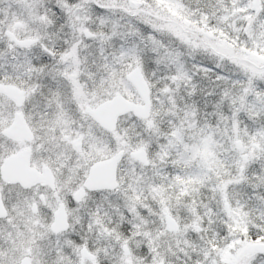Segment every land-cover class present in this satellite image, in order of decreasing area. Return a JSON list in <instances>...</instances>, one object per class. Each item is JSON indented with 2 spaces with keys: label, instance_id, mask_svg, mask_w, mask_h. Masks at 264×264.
Returning a JSON list of instances; mask_svg holds the SVG:
<instances>
[{
  "label": "snow or ice",
  "instance_id": "1",
  "mask_svg": "<svg viewBox=\"0 0 264 264\" xmlns=\"http://www.w3.org/2000/svg\"><path fill=\"white\" fill-rule=\"evenodd\" d=\"M0 264H264V0H0Z\"/></svg>",
  "mask_w": 264,
  "mask_h": 264
}]
</instances>
